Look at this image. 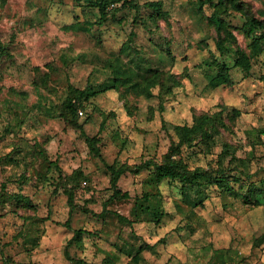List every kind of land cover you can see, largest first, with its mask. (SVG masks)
I'll list each match as a JSON object with an SVG mask.
<instances>
[{"label": "rangeland", "instance_id": "1", "mask_svg": "<svg viewBox=\"0 0 264 264\" xmlns=\"http://www.w3.org/2000/svg\"><path fill=\"white\" fill-rule=\"evenodd\" d=\"M260 32L264 0H0V264H264Z\"/></svg>", "mask_w": 264, "mask_h": 264}, {"label": "trees", "instance_id": "2", "mask_svg": "<svg viewBox=\"0 0 264 264\" xmlns=\"http://www.w3.org/2000/svg\"><path fill=\"white\" fill-rule=\"evenodd\" d=\"M112 3H122V5L126 4L127 2H130V0H111ZM211 3V1H210ZM150 7H152L154 10L159 11L160 9V3L159 2H153L151 4H149ZM99 9L103 10L104 9V4L99 5ZM209 21L217 28H224V24L222 22L221 19H219L216 16H211L209 17ZM248 27V31L249 33H253L254 31V26L255 24L253 23V21L251 19H249L246 24ZM218 45L220 46L219 42ZM253 47L259 48L260 50L264 49V32H260V34L256 35L253 38ZM237 54H238V58L235 60V66L241 68L242 70L248 72L251 69V65H250V61L249 58L247 56H245L243 54V52L237 48ZM226 68H222L220 69V71L218 72L217 76H216V81L217 83H226L228 82V76L226 74ZM264 81V75L261 78ZM78 97H70V98H66V100L64 101V105L65 107L71 109L73 108L76 100ZM74 99H76L74 101ZM83 113V111H82ZM75 114L78 116V113L75 112ZM76 116V117H77ZM214 122V119L210 116H201L195 123H193L191 126H182L179 128V135L180 138L185 141V140H192L195 139L197 137H199L202 140H205L209 137L208 134V128H206L205 125ZM89 144L92 147V149L94 150V152L96 154H98V150L97 148L93 145V140L89 139ZM175 169H177V171H175ZM109 170L111 172V187L114 190V192H117V181H118V177H119V172L117 170H115L112 166H109ZM157 170V176L158 177H166V176H179L182 179H186V177H188V174L184 168V166H180V164H165L162 166H157L156 167ZM220 178H224L222 175L220 176ZM75 234L77 236L81 235L80 231H75Z\"/></svg>", "mask_w": 264, "mask_h": 264}, {"label": "built area", "instance_id": "3", "mask_svg": "<svg viewBox=\"0 0 264 264\" xmlns=\"http://www.w3.org/2000/svg\"><path fill=\"white\" fill-rule=\"evenodd\" d=\"M78 114H79V115H82L83 113H82V111H79Z\"/></svg>", "mask_w": 264, "mask_h": 264}]
</instances>
